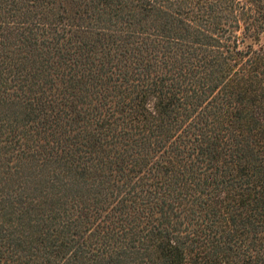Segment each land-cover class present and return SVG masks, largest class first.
<instances>
[{
	"label": "trees",
	"instance_id": "obj_1",
	"mask_svg": "<svg viewBox=\"0 0 264 264\" xmlns=\"http://www.w3.org/2000/svg\"><path fill=\"white\" fill-rule=\"evenodd\" d=\"M0 264H264V0H0Z\"/></svg>",
	"mask_w": 264,
	"mask_h": 264
}]
</instances>
